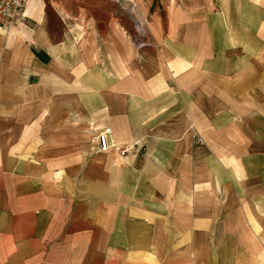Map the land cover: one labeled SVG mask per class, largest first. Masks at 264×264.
<instances>
[{"label":"crops","instance_id":"crops-1","mask_svg":"<svg viewBox=\"0 0 264 264\" xmlns=\"http://www.w3.org/2000/svg\"><path fill=\"white\" fill-rule=\"evenodd\" d=\"M198 1L28 0L0 29V264H264V0Z\"/></svg>","mask_w":264,"mask_h":264},{"label":"built area","instance_id":"built-area-1","mask_svg":"<svg viewBox=\"0 0 264 264\" xmlns=\"http://www.w3.org/2000/svg\"><path fill=\"white\" fill-rule=\"evenodd\" d=\"M27 0H0V29L5 33L15 28L24 18L23 10L26 7ZM133 23L132 40L136 45L138 51H141L149 45L148 34L145 29L143 21H141L135 14L131 16ZM112 130L110 128L96 134V141L101 152H109L116 150L120 154L125 155L132 151L136 146L113 144L109 140ZM197 142L203 145L204 142L195 136Z\"/></svg>","mask_w":264,"mask_h":264},{"label":"rangeland","instance_id":"rangeland-1","mask_svg":"<svg viewBox=\"0 0 264 264\" xmlns=\"http://www.w3.org/2000/svg\"><path fill=\"white\" fill-rule=\"evenodd\" d=\"M157 1L161 2L160 4H161V10H162L163 15L167 14V11H168L167 8L168 7L171 8V6H173V9H177L178 7L179 8H184L182 0H175V1L173 0V3L170 2L171 0H157ZM27 2H28V0H27ZM195 3L200 5L199 1L197 2V0H196ZM162 5H163V7H162ZM136 12L141 16V18L144 21L143 23H144L145 27L147 28V25L145 23V18H143L144 15H143L142 11L140 12V11L136 10ZM122 156H125V155H122ZM184 261H186L188 264H194V256H193V254L192 255H186L185 259L177 257V260H175V261H169V260H164V261H160V260L153 261V260H150L149 261V260L145 259V262H148L150 264H185Z\"/></svg>","mask_w":264,"mask_h":264},{"label":"bare ground","instance_id":"bare-ground-1","mask_svg":"<svg viewBox=\"0 0 264 264\" xmlns=\"http://www.w3.org/2000/svg\"><path fill=\"white\" fill-rule=\"evenodd\" d=\"M25 9H26V7H24V10H23V14L25 13ZM146 29V28H145ZM2 30V29H1ZM3 31V30H2ZM147 31V30H146ZM4 32V31H3ZM9 32V31H8ZM7 32V33H8ZM148 39H149V37H148ZM199 139H201L202 141H203V139L202 138H200L199 136H197ZM196 140V143L197 144H199L198 142H197V139H195ZM204 142V141H203ZM200 145V144H199ZM204 145V144H203Z\"/></svg>","mask_w":264,"mask_h":264}]
</instances>
